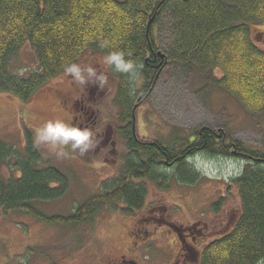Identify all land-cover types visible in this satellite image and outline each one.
<instances>
[{
    "label": "trees",
    "instance_id": "obj_1",
    "mask_svg": "<svg viewBox=\"0 0 264 264\" xmlns=\"http://www.w3.org/2000/svg\"><path fill=\"white\" fill-rule=\"evenodd\" d=\"M166 19L171 28L164 51L156 33ZM259 22H264V0H0V92L27 103L50 79L64 73L65 62L79 63L87 53L106 54L113 48L142 63L144 78L135 89L126 74L111 69L119 82L120 123L128 122L120 129L127 154L120 174L106 180L101 193L71 215L49 216L36 208L37 201L62 199L70 182L56 167L36 166L41 156L34 131L27 128L24 153L0 140V163L14 159L12 171L20 172L18 177H0V208L53 225L92 221L107 205L133 214L145 206L148 182L165 190L171 172L181 183L198 182L199 154L235 159L244 163L242 173L231 178L241 212L229 232L205 245L200 264H264V152L209 127L170 142H144L135 135L132 113L135 94L141 92L140 98L147 93L168 64L202 73L221 69L222 78L211 77L214 86L232 93L251 112L264 113V49L252 35ZM105 41L112 48H101ZM28 44L38 69L25 77L15 74L10 63ZM223 200L212 204L214 212L220 211Z\"/></svg>",
    "mask_w": 264,
    "mask_h": 264
},
{
    "label": "rangeland",
    "instance_id": "obj_2",
    "mask_svg": "<svg viewBox=\"0 0 264 264\" xmlns=\"http://www.w3.org/2000/svg\"><path fill=\"white\" fill-rule=\"evenodd\" d=\"M160 27V33H156L158 43H162L161 50L167 51L170 20ZM253 27V40L264 49V22ZM26 46L10 63L15 74L25 77L38 69L35 51ZM104 55L87 53L79 62L107 76L101 87L81 86L62 73L50 79L27 103L15 94L0 92V140L17 152H25L27 128L34 131L54 118L81 125L74 118L83 106L89 110L84 124L97 133V139L96 146L85 155L68 146L63 149L67 155L60 156L59 149L36 145L41 156L36 166L56 167L70 182L62 199L34 203L45 215H71L85 200L101 193L106 180L120 174L127 154L120 129L128 122L120 123L119 82L111 68L103 65ZM222 76L221 69L202 73L166 65L147 93L140 98L141 92L134 96L137 139L170 142L209 127L219 136L230 134L264 152V113L251 112L232 93L214 86L211 77L215 81ZM143 82L142 77L132 84L136 89ZM14 161L0 163L1 178L20 176V172L12 171ZM196 162L198 182L181 183L173 172L165 190L157 182H148L145 206L133 214L107 205L92 221L53 225L28 213L0 208V264H118L120 259L123 264H200L205 245L229 232L240 215L241 204L231 178L242 173L244 163L205 154H199ZM222 197L220 211L214 212L212 204Z\"/></svg>",
    "mask_w": 264,
    "mask_h": 264
},
{
    "label": "clouds",
    "instance_id": "obj_3",
    "mask_svg": "<svg viewBox=\"0 0 264 264\" xmlns=\"http://www.w3.org/2000/svg\"><path fill=\"white\" fill-rule=\"evenodd\" d=\"M101 48H112L105 41ZM102 63L113 71L126 74L133 83H139L142 79L143 64H137L126 58L123 50L113 48L102 57ZM64 74L81 86L98 84L101 87L107 82V76L93 66H82L79 63L67 61L63 65ZM97 133L89 127H81L79 124H71L60 118L46 121L42 126L34 129V144L49 145L59 149L57 155L65 156L64 148L70 146L73 151H79L81 156L94 148Z\"/></svg>",
    "mask_w": 264,
    "mask_h": 264
},
{
    "label": "flooded vegetation",
    "instance_id": "obj_4",
    "mask_svg": "<svg viewBox=\"0 0 264 264\" xmlns=\"http://www.w3.org/2000/svg\"><path fill=\"white\" fill-rule=\"evenodd\" d=\"M88 114H89V110L87 109V107L86 106H83V108H82V110H81V112H80V114H78V115H76V117L74 118V120L75 121H78V120H80L81 121V127H85V122H86V117L88 116ZM78 116V117H77ZM71 124H74L73 123V121L71 122ZM86 127H88V125L86 126ZM175 230H176V228H174ZM176 231H178L179 232V230H176ZM182 244V243H181ZM125 260V259H124ZM120 261V263H118V264H123V262H122V260L120 259V260H118L117 262H119ZM127 261L125 260V263H126ZM109 264H113V263H109ZM117 264V263H116Z\"/></svg>",
    "mask_w": 264,
    "mask_h": 264
}]
</instances>
